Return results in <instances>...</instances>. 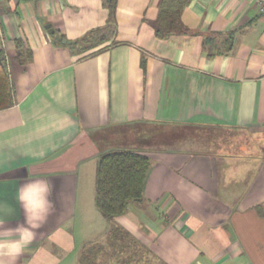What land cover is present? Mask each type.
Instances as JSON below:
<instances>
[{
  "label": "crops",
  "instance_id": "0c3cea01",
  "mask_svg": "<svg viewBox=\"0 0 264 264\" xmlns=\"http://www.w3.org/2000/svg\"><path fill=\"white\" fill-rule=\"evenodd\" d=\"M160 2L118 0L109 21L104 0H0L15 89L0 110V264H79L87 248L95 264H264V154L173 133L264 134V15L190 0L189 33L161 40ZM114 150L151 168L143 200L108 222L96 172Z\"/></svg>",
  "mask_w": 264,
  "mask_h": 264
},
{
  "label": "trees",
  "instance_id": "16d2710c",
  "mask_svg": "<svg viewBox=\"0 0 264 264\" xmlns=\"http://www.w3.org/2000/svg\"><path fill=\"white\" fill-rule=\"evenodd\" d=\"M118 0H104V6L114 19ZM190 0H161L158 17L153 23L155 36L166 40L172 36L189 33L183 25L181 17ZM101 32V31H99ZM98 31L92 32L81 42L91 44ZM17 59L24 63L31 52H23L22 41L16 42ZM15 89L10 78L5 53L0 50V110L14 105ZM151 168L149 157L144 154L114 150L102 155L98 161L96 172V208L102 217L112 222L122 217L132 202H140L144 198L145 185ZM118 227L113 232L116 234ZM99 250L87 248L81 255L79 264H95Z\"/></svg>",
  "mask_w": 264,
  "mask_h": 264
},
{
  "label": "rangeland",
  "instance_id": "374dc122",
  "mask_svg": "<svg viewBox=\"0 0 264 264\" xmlns=\"http://www.w3.org/2000/svg\"><path fill=\"white\" fill-rule=\"evenodd\" d=\"M174 136H190V137H202L209 139L210 141H216L219 143H224L225 141L228 145V148H232L233 150L241 149V151H246L247 153H252L253 149H256V151L259 153L260 156L264 154V134L259 133H246V132H235L231 133L229 131H221L218 129H194V128H176L173 129ZM216 144V143H214ZM223 146V145H222ZM227 147V146H226ZM195 150H198L199 148L194 145ZM215 148L209 147L205 148L204 150L208 152L209 150H214ZM203 151V150H202ZM113 240L115 244L120 241V243L124 244H130L132 246V243L125 241V237L121 234H115L113 237ZM110 244H112V241H110Z\"/></svg>",
  "mask_w": 264,
  "mask_h": 264
},
{
  "label": "built area",
  "instance_id": "2783aa9c",
  "mask_svg": "<svg viewBox=\"0 0 264 264\" xmlns=\"http://www.w3.org/2000/svg\"><path fill=\"white\" fill-rule=\"evenodd\" d=\"M260 14L264 15V0H254Z\"/></svg>",
  "mask_w": 264,
  "mask_h": 264
},
{
  "label": "water",
  "instance_id": "95a60500",
  "mask_svg": "<svg viewBox=\"0 0 264 264\" xmlns=\"http://www.w3.org/2000/svg\"><path fill=\"white\" fill-rule=\"evenodd\" d=\"M45 29L48 30V33H49L50 35H52V36L54 35V31L51 29L50 26H46ZM59 41H62L63 44L68 43L67 41H65V40H61V39H59Z\"/></svg>",
  "mask_w": 264,
  "mask_h": 264
}]
</instances>
